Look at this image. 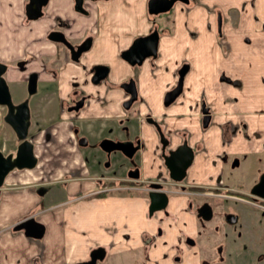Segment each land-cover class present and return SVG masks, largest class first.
<instances>
[{
  "label": "flooded vegetation",
  "instance_id": "1",
  "mask_svg": "<svg viewBox=\"0 0 264 264\" xmlns=\"http://www.w3.org/2000/svg\"><path fill=\"white\" fill-rule=\"evenodd\" d=\"M55 1L58 0L0 1V18L3 19V22L0 21V29L5 37L4 44L0 49V63L5 65L1 76L7 82L11 104L22 106V109L28 113V129L25 140L18 139L16 132L6 120L9 106L1 105L3 107L2 122L8 133L10 132L7 139L12 147V149L9 147L4 155L11 156L12 160L15 159L17 147L24 141H30L33 144V151L35 147L41 145L53 149L59 145L68 148L70 144L74 143V146L78 148L94 150L96 156L90 161H104L105 164L108 163L105 167H110L111 160L116 161L113 155L120 152L123 154L124 160L131 163V166H125L122 170L125 176L113 175L106 178L99 176L95 185L99 184L100 188L107 189V185L117 183V190L107 189L104 191L106 194L108 191H125L122 190V187L141 188L140 166L138 161L134 162V160L142 161L141 155L147 148L145 147L147 140L142 134L145 126H148L150 128L148 137L152 140L151 144L154 143L156 161L164 160L165 163L163 156H168L171 150L179 149L186 144L193 150V162L191 166L187 167L186 175L180 182L171 179V173L163 167L162 162L161 165L163 169L165 168L167 179L149 178L145 180L144 189L138 191L139 197L148 199L145 211L149 222H147V226L139 224L140 227L133 245L128 251L131 256V264H150L148 261L152 257L159 258L161 264H184L187 247L198 249L199 241L202 238L211 241V244L216 246L217 253L224 252L228 241L238 239L240 243L242 242L241 244L247 242L249 230L252 228L249 222L243 219L239 209L233 206L236 202L244 207H250L257 212L256 219L258 221L264 219V196H256L251 192L254 185L256 186L261 181L264 168L259 170L256 182L254 181L245 190L238 188L232 191L227 185L220 187L219 184H224L225 177H229L235 171L232 167L233 156L228 152L229 150L224 149L214 159L216 160L215 166L219 170L214 167V170H218V172H215L214 177L208 179V181L212 180L211 182L208 184L198 183L194 177L192 179L194 181L189 182L187 179L189 178L188 170L196 163V156L203 149L199 140L201 138L199 127L201 126L205 131L212 122L210 107L203 104L198 110L187 115L189 127H191L193 115L197 116V125L199 124V126L196 127V132L198 133L193 134V129L190 130L187 127L181 130L175 129L174 134H167L165 132L167 125L164 122L166 115L155 114L142 94L140 78L141 75H144L147 76L152 91L162 89L159 99L162 108L176 106L186 89V77L191 71L190 63L186 61L180 63L175 75L173 74L172 84L169 85L167 82L170 75L169 70L167 68L160 69V63L157 61L161 58L159 41L162 38L157 25L151 26L146 33L139 34L130 40L124 50H115V45L120 39L119 36L109 39L107 45L98 47L97 43L101 40L98 34L101 23L93 22L94 30H83L82 26H87V23L84 24L80 17L85 20L91 15L88 4H91L92 8L97 11L100 2L112 0H69L71 14L67 13V10L62 6H58L59 4L56 5ZM149 1H147V6ZM189 2L190 0H187V3L177 0L173 8L177 3L187 7ZM149 10L148 6L147 18L151 22L152 16L159 13L150 14ZM49 18L52 20V25L46 26L48 29L45 32L43 30V35L40 36L38 30L44 23H48ZM2 23L3 25H1ZM154 30L159 33L155 55L145 56L139 63L141 54L149 53V49L146 47L136 54L139 64L126 61L123 57L132 43L140 36H151ZM121 60L128 66L130 75L127 79H116L113 83L111 79L115 78L116 72L119 71ZM181 68H187V72L183 77L179 96L169 105L164 106L167 94L179 87ZM29 82L33 83V89L29 87ZM105 100H108L107 105L103 103ZM53 102L57 103L59 115L58 119L52 120V118H45L42 110ZM206 109L207 113L204 114L203 111ZM121 111L122 115H120ZM206 115H209L210 122L207 127H204ZM132 121L134 126H131ZM56 123L65 127L63 130H58L61 136L59 140H54L57 132L56 125H54ZM126 123L129 124L125 125ZM68 124L71 125L66 130ZM193 126H196V123ZM131 128L137 129L139 133L129 135ZM119 131L126 135L120 137ZM222 135V141L230 145L233 130L225 128L224 131L222 129ZM105 140H111L113 143L131 142L130 147L137 146L138 149L131 157H128L122 150H104L101 145ZM137 154L138 157L135 156ZM34 155L37 163L40 157L36 155L35 151ZM204 160L206 161V159ZM89 178L91 179L89 183H94V176ZM150 184H161V188L166 191L167 205L159 210H153L152 206L154 207V205H151V200L148 197V192L155 190ZM110 187L108 186V188ZM97 194H101V192H97ZM175 200H179V204L174 205ZM158 204L157 201L156 205ZM31 217L36 219V215L31 214L19 222ZM19 222L12 225L11 229L14 232L24 231L25 233L24 229L15 230ZM263 226L262 223L256 229L261 236L264 235ZM96 248L103 249L105 257L97 259L95 264H101L109 257H116V259L122 257L117 251L112 252L99 244L89 250L87 258L81 262L92 259L93 250ZM213 259L215 261L217 257Z\"/></svg>",
  "mask_w": 264,
  "mask_h": 264
},
{
  "label": "crops",
  "instance_id": "2",
  "mask_svg": "<svg viewBox=\"0 0 264 264\" xmlns=\"http://www.w3.org/2000/svg\"><path fill=\"white\" fill-rule=\"evenodd\" d=\"M147 1L149 0L104 1L99 3L97 11L88 4L91 15L85 20L80 17L84 24L87 23L82 28L94 30L92 23H101L98 33L101 40L97 46H105L109 39L119 36L115 50H124L130 40L157 25L162 36L159 41L161 58L157 61L160 69L169 70L168 84H172L173 74L175 75L180 63L186 61L191 68L180 102L167 109L162 108L159 102L162 89L161 92L152 91L147 76L141 75L142 94L149 102V107L157 115H166L165 132L174 134L175 129L189 127L187 115L198 110L201 102L206 103L205 105L211 103L210 128L216 134H222V129L225 128L233 130L230 145L222 144L220 139L219 142H209V136L203 140V130L199 139L203 149L197 154V160H213L224 149L229 150L232 156L234 153L243 156L250 150L255 153L260 148L259 143L264 148V0H190L189 6L177 3L170 11L152 16L151 22L147 18ZM54 3L71 14L69 0ZM0 21L3 22V19ZM47 22L39 28L40 36L43 35V30L45 32L52 25L51 18ZM4 40L0 29V49ZM128 69L121 60L120 73L116 72L111 81L115 83L116 79H127L130 75ZM218 102L222 110L214 115L215 111L218 112ZM103 103L107 105L108 100ZM56 106V102L46 105L42 110L44 117L58 119ZM1 112L2 110L0 153H6L12 147L8 143L10 132L3 125ZM122 114L121 111L120 115ZM196 118V115L191 118L194 124L197 123ZM131 123L134 126V122ZM127 124L129 123L125 125ZM54 125L57 129L54 140H59L61 136L58 130L65 127L59 123ZM245 132L249 138L243 141ZM138 133L137 129L131 128L129 135ZM118 135L123 137L126 134L119 131ZM142 135L147 140V148L141 155V188L122 187L128 193L115 198L104 197L107 189L100 188L99 184L95 185L98 175L94 174V183H89L91 163L88 164V161L91 159L88 158V153L90 155L94 150L78 148L74 143L68 148L61 145L53 149L43 145L35 147L34 151L40 157L36 165L8 172L0 189V264L79 263L87 258L89 250L96 245H103V238L112 239V252L117 251L122 256L129 255L128 251L139 227L134 228L135 234L132 237L124 233L130 230L137 212H146L148 199L137 195L138 191L144 189L142 184L145 180L152 178L146 167L162 168L161 160H155L156 151L154 143L151 144L152 140L148 137V126H145ZM192 170L191 175L195 177V169ZM109 190L117 189L112 187ZM133 209L136 212L126 213L125 217L120 212ZM31 214H35L38 223L45 227V234L41 239L28 238L24 231L14 232L11 229L12 225ZM86 229L92 230V235L96 232L101 237L87 238L84 236ZM120 258H114L116 263Z\"/></svg>",
  "mask_w": 264,
  "mask_h": 264
},
{
  "label": "rangeland",
  "instance_id": "3",
  "mask_svg": "<svg viewBox=\"0 0 264 264\" xmlns=\"http://www.w3.org/2000/svg\"><path fill=\"white\" fill-rule=\"evenodd\" d=\"M203 104L204 103L201 102L200 106H202ZM210 104H208L207 106H209ZM237 104L239 105L238 102ZM216 106L218 108L217 109L218 112L215 111L214 115L218 114L222 110V107L219 105V102L216 104ZM0 109L2 110V108ZM196 122H198V120H196ZM193 124L194 122L190 124L191 127H189V129L190 130L193 129L192 131L193 134L198 133L196 132V127H198L199 124L197 125L196 123V126H193ZM199 128H200V132H203V129L201 128V126ZM208 136L210 137L209 142H212V141L219 142V139H220L221 143L225 144L222 141L223 135L221 133L220 135L218 133L216 134V131L213 128H210V126L204 131V133H202L203 140L206 139ZM243 137H244L242 138L243 141L247 140L249 138L248 133L245 132ZM258 146H260V148L258 150L255 148L256 149L255 153H252L253 150H250V151H247L246 154H242L243 156L235 155V153L233 154L234 163L232 164V167L233 169H235V171L229 177H225V179L223 180L224 184L220 183L219 184L220 187H222L223 185L224 186L227 185L232 191H235L238 188L245 190L254 181L256 182V176L259 173V170H262L264 168V148H262L263 146H261L260 143L258 144ZM0 147H1V143H0ZM93 152L94 151L90 152V155L88 153V158L90 157V159H92L94 156H96L95 152L94 153ZM135 156L138 157V154ZM113 157L115 158L116 161L111 160L112 162H111L110 167H107V166L105 167L106 164L104 163V161H100V160L88 161L89 162L88 164L91 163L90 164L91 167L89 169L88 175L90 177H93L94 174H96L95 176L98 175V176H102L105 178L107 176H113V175L114 176H119V175L125 176V174L122 173V170L125 168V166L126 167L131 166L130 161L124 160L123 154L120 152L115 153ZM137 161L139 163L140 168L142 169L143 162L139 160H134V162H137ZM162 162L163 160H161V163ZM215 164H216V160L214 159L213 160L206 159V161L196 160V163L188 170L189 171V176H188L189 178H187L188 181L192 182L193 177L191 174L193 171L192 169L194 168L195 169L194 178H196L195 181H197L198 183L203 182V183L208 184L209 182L212 181V180L208 181V179H211L212 176L214 177L215 172H218L219 170L217 166H215ZM214 167H216L218 170L217 171L214 170ZM146 169L149 170L148 172L150 173L149 177H152V179H157V177H162L163 180L167 179V173L164 172L165 168L162 169V168H159L158 166L151 168L148 165ZM108 186H111L110 188L118 187L117 183L107 185L106 186L107 189H109ZM126 192L127 191H121V190L118 192H114V191L108 192L107 194H104V197L110 198L109 196H113L115 198V197L125 196V194L128 193ZM133 195L135 194L133 193ZM176 204H179V200H175L174 205ZM233 207L239 209L240 213L242 214L243 219H245V221H248L250 224V227L252 228L249 230L250 232L249 237H248L249 240L247 242H244V244H241L242 242L240 243V240L238 239L233 240V241H228L226 245L227 247L224 250V252L217 253L216 246L212 245L211 241H207L205 240V238H202V240L199 241L198 249H193V247H187L185 258H184L186 261L184 264H264V235L262 234L261 236L260 232H257L256 230L260 224L263 223L264 225V219H261L260 221H258L256 219L257 212L250 207L247 208V207L242 206L240 203L235 202ZM120 212L125 217L127 216L126 213L136 212V211L133 209L132 211L121 210ZM137 213L138 214L135 215V218H133V222L131 224L129 223L130 230L124 233L128 235V237L134 236L135 234L133 233L134 228L140 227L139 224H144L143 226H147V222H149L146 212L140 213L139 211ZM100 225L101 227L102 226L104 227V225L102 224ZM93 226H95V224H93ZM92 233H93L92 230L86 229L84 236H86L87 238H91V237L93 238V237L99 236V234H97L96 232H94L93 235ZM99 237H101V235ZM103 241H104V243L102 242L103 245L107 247L108 250L112 251L113 250V248H111L112 239L104 240L103 238ZM113 252H116V251H113ZM214 257H217V260L214 261L213 259ZM114 258L116 257H109V259L107 258L105 259V261L103 260L101 264H131L130 262L131 256L129 255H123L120 258V261H118L117 263L114 260ZM148 262L150 264H161L162 263L157 257H152Z\"/></svg>",
  "mask_w": 264,
  "mask_h": 264
},
{
  "label": "water",
  "instance_id": "4",
  "mask_svg": "<svg viewBox=\"0 0 264 264\" xmlns=\"http://www.w3.org/2000/svg\"><path fill=\"white\" fill-rule=\"evenodd\" d=\"M177 0H150L148 2V6L150 8V14H162L164 12H168L173 9L174 4ZM184 3H187V0H180ZM158 39L159 33L158 31L154 30L151 36H140L135 42L132 43V46L125 52V57H123L126 61L136 64L140 63L145 56H153L155 55V51L158 48ZM148 48L149 53L141 54L140 60L137 62L136 54L139 53L143 48ZM135 55V57H134ZM138 63V64H139ZM5 69V65L0 63V106L1 105H8V112L6 116V120L10 127L16 132V136L18 139L25 140L27 129H28V113L25 109H22V106L15 105L13 106L10 101L9 97V88H7L6 80L1 73ZM187 72V68H181L180 76H179V87L175 90L170 91L167 94L166 101L164 106L169 105L171 102L176 100L179 96L180 89H182L183 85V77ZM32 82V81H31ZM29 82V87L33 89V83ZM204 114L207 113V109L203 111ZM210 119L209 115L204 117V127H207L209 124ZM32 143L30 141L21 142V144L17 147L16 150V157L12 160L11 156H5L4 153H0V189L1 186L4 184L5 176L8 172L16 169V168H24L29 169L34 167L36 164V157L34 155V151L32 150ZM132 143L130 142H118L113 143L111 140H105L102 143L101 147L107 151H118L122 150L128 157H131L134 154L138 147L131 146ZM192 153L193 150L190 148L189 145H183L181 148L176 150H171L168 156H163L165 159V163L163 160L164 167L171 173V179L177 182H180L186 175V169L188 166L192 164ZM108 165V163L106 164ZM260 182L251 190L253 194L256 196H264V175L261 176ZM155 190H151L148 192V197L151 200V205L153 210H159V208L167 205L168 198L166 197V191L161 188V184H150ZM1 196V191H0ZM158 201V205L156 202ZM19 229H24L26 237L29 238H39L41 239L42 236L45 234V227L38 223V221L34 218H28L21 222L19 225L15 227V230L18 231ZM105 257V251L100 248H96L93 250L92 259H89L84 262H74L71 264H95L97 259H102Z\"/></svg>",
  "mask_w": 264,
  "mask_h": 264
}]
</instances>
